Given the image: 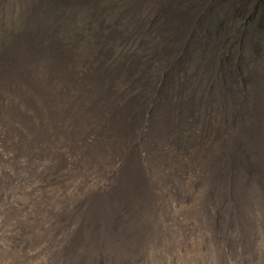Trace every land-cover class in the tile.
<instances>
[{"label":"trees","instance_id":"obj_1","mask_svg":"<svg viewBox=\"0 0 264 264\" xmlns=\"http://www.w3.org/2000/svg\"><path fill=\"white\" fill-rule=\"evenodd\" d=\"M258 88L264 0H0V211L44 213L20 234L47 264L140 262L165 198L213 235L224 206L260 217ZM129 166L145 181L126 202Z\"/></svg>","mask_w":264,"mask_h":264},{"label":"rangeland","instance_id":"obj_2","mask_svg":"<svg viewBox=\"0 0 264 264\" xmlns=\"http://www.w3.org/2000/svg\"><path fill=\"white\" fill-rule=\"evenodd\" d=\"M261 89L257 91L264 95ZM7 158L6 148L0 147V175L3 170L11 172ZM153 177L152 168L149 184ZM144 181L140 168L125 167L116 183L120 186L117 191L128 202ZM37 194L34 191L32 197ZM150 195L152 200L153 187ZM166 199L158 201L162 204L159 217L153 219V244L148 254L140 262L127 259L122 264H264V215L252 217L246 210L239 215L236 210L229 214L230 205L224 206L217 210L213 235L211 224L195 207ZM7 201L11 207L6 205V211H0V264H47L44 242L35 244L20 234L28 228V217L42 218L44 213L29 203L28 197H10Z\"/></svg>","mask_w":264,"mask_h":264}]
</instances>
